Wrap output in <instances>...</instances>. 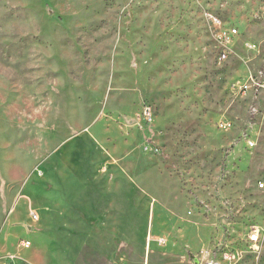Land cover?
Returning a JSON list of instances; mask_svg holds the SVG:
<instances>
[{
  "label": "rangeland",
  "instance_id": "1",
  "mask_svg": "<svg viewBox=\"0 0 264 264\" xmlns=\"http://www.w3.org/2000/svg\"><path fill=\"white\" fill-rule=\"evenodd\" d=\"M262 183L264 0H0L1 255L264 264Z\"/></svg>",
  "mask_w": 264,
  "mask_h": 264
},
{
  "label": "built area",
  "instance_id": "2",
  "mask_svg": "<svg viewBox=\"0 0 264 264\" xmlns=\"http://www.w3.org/2000/svg\"><path fill=\"white\" fill-rule=\"evenodd\" d=\"M237 34H238V31L236 29H233V30H231V34H230L229 37L236 36ZM224 41L226 42V44H228V42H230V40H224ZM227 56H228V52L224 51L223 54L221 55L220 59L221 60L226 59ZM219 126H220V128H222L224 130L225 129H230L232 127V123L229 120H221L219 122ZM247 144L251 148L255 146V143L252 140H248ZM260 187L264 188V184L263 183L260 184ZM249 241L252 244H258L261 241V230L255 229L254 231H252V233L249 235ZM161 243H162V241H161ZM22 245L25 248H30L31 243L28 242V241H24ZM222 258L231 262V261H233V260H235L237 258V255L233 254L232 252H227V253H224V255H222ZM206 264H220V261L218 259L214 258V256L211 255V256L208 257V259L206 261Z\"/></svg>",
  "mask_w": 264,
  "mask_h": 264
},
{
  "label": "crops",
  "instance_id": "3",
  "mask_svg": "<svg viewBox=\"0 0 264 264\" xmlns=\"http://www.w3.org/2000/svg\"><path fill=\"white\" fill-rule=\"evenodd\" d=\"M9 241L13 245L15 244V239H11L10 238ZM23 242H21V245H20L21 248H24V246L22 245ZM30 248H31V246H30ZM18 252H19V248H16L15 249L14 247H12L11 250H10V252L3 253L2 255L0 254V264H42L41 262L40 263H38V262H35L34 263L32 261H26V260L23 261V260H21L19 258ZM110 253L113 255L114 253H116V250L115 251L113 250ZM46 264H48V263H46Z\"/></svg>",
  "mask_w": 264,
  "mask_h": 264
}]
</instances>
